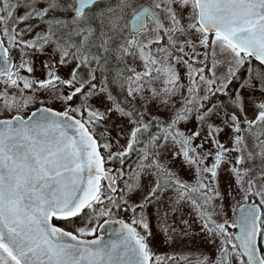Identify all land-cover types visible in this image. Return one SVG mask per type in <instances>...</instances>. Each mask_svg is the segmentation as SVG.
<instances>
[{
    "label": "snow or ice",
    "instance_id": "obj_1",
    "mask_svg": "<svg viewBox=\"0 0 264 264\" xmlns=\"http://www.w3.org/2000/svg\"><path fill=\"white\" fill-rule=\"evenodd\" d=\"M181 261L264 264V0H0V264Z\"/></svg>",
    "mask_w": 264,
    "mask_h": 264
},
{
    "label": "rangeland",
    "instance_id": "obj_2",
    "mask_svg": "<svg viewBox=\"0 0 264 264\" xmlns=\"http://www.w3.org/2000/svg\"><path fill=\"white\" fill-rule=\"evenodd\" d=\"M231 215V213H230ZM161 252H168L169 254H173L172 250L171 249H166V248H160L159 249ZM177 257H179L181 255V251L179 249H177L174 253ZM180 264H182V261L180 262Z\"/></svg>",
    "mask_w": 264,
    "mask_h": 264
},
{
    "label": "water",
    "instance_id": "obj_3",
    "mask_svg": "<svg viewBox=\"0 0 264 264\" xmlns=\"http://www.w3.org/2000/svg\"><path fill=\"white\" fill-rule=\"evenodd\" d=\"M105 237L107 238L106 234H105Z\"/></svg>",
    "mask_w": 264,
    "mask_h": 264
},
{
    "label": "flooded vegetation",
    "instance_id": "obj_4",
    "mask_svg": "<svg viewBox=\"0 0 264 264\" xmlns=\"http://www.w3.org/2000/svg\"><path fill=\"white\" fill-rule=\"evenodd\" d=\"M233 231H236V230H233Z\"/></svg>",
    "mask_w": 264,
    "mask_h": 264
}]
</instances>
